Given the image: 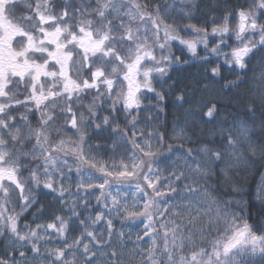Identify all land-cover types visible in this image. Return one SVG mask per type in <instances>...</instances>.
<instances>
[{"label": "snow or ice", "instance_id": "6c2138e0", "mask_svg": "<svg viewBox=\"0 0 264 264\" xmlns=\"http://www.w3.org/2000/svg\"><path fill=\"white\" fill-rule=\"evenodd\" d=\"M172 23L158 0H0V130L21 127L28 136L36 131L28 116L39 113L37 125L63 123L75 136L60 138L58 133L55 142H48L47 159L27 185L19 183L14 167H0V218L6 225L0 242L7 236L12 245L0 248V264H9V257L11 264H124L126 258L140 264H155L158 258L159 264H187L191 259L193 236L171 224L170 208H157L162 196L170 199L173 194L169 181L179 183L181 178L175 173L161 176L159 169L154 173L140 159L152 156L151 134L140 118L143 97L157 91L152 81L168 70V45L180 39ZM13 40L24 46L13 49ZM112 44L132 50L126 64L116 61L122 73L114 77L95 67ZM187 44L195 49L194 42ZM74 48L92 59L87 68H82V57L76 63ZM244 54L237 50L233 56ZM93 114L98 126L112 133V150L124 145L131 155L108 159L99 143L90 145V137L76 135L74 125L87 127ZM41 176L44 181L35 182ZM4 185L15 189V213L3 214L9 208ZM46 198L56 203L47 215ZM89 198L103 210L82 219L78 209L89 207ZM26 214L34 220L29 222ZM114 220L125 227L117 228ZM100 221L106 227L97 232L93 226ZM49 230L62 242L51 244ZM161 232L165 239H160ZM29 238L30 243H23ZM243 238L234 233L222 242L224 249Z\"/></svg>", "mask_w": 264, "mask_h": 264}, {"label": "clouds", "instance_id": "9594fccd", "mask_svg": "<svg viewBox=\"0 0 264 264\" xmlns=\"http://www.w3.org/2000/svg\"><path fill=\"white\" fill-rule=\"evenodd\" d=\"M158 3L180 39L168 45V70L152 81L157 91L144 94L140 118L151 134L152 156L140 159L154 173L159 169L161 176L175 173L181 179L179 183L169 181L173 194L170 199L162 196L157 208H170L171 224L193 236L187 264H264V0ZM72 23L67 25L69 31ZM188 41L195 43L194 50ZM11 46L19 50L24 42L13 40ZM124 48L112 44L110 51L96 60V69L113 77L122 73L116 61L126 64L132 58V50ZM237 50L245 53L240 59L233 56ZM72 54L78 65L83 58L82 68L92 63L78 49ZM78 70L82 75V69ZM38 119L39 113L35 118L28 116L36 130L28 136L22 135L21 127L0 130V167H14L23 185L36 178L41 162L47 159L48 142H55L58 133L60 138L75 139L63 123L44 128L37 125ZM91 121L87 127L74 125L76 135L90 137V145L99 143L108 159H123L127 146L113 151L109 128L99 127L95 114ZM20 123L22 126L24 121ZM64 123L73 126L67 118ZM33 149L37 151L30 155ZM44 179L41 176L35 182ZM3 187L4 198L9 201L3 214L19 211L12 203L15 189ZM5 227L0 218V236ZM237 232L244 238L225 250L222 242ZM158 235L165 239L162 232ZM30 242V238L23 241ZM11 246L4 236L0 248ZM124 264L140 262L126 258Z\"/></svg>", "mask_w": 264, "mask_h": 264}, {"label": "trees", "instance_id": "16d2710c", "mask_svg": "<svg viewBox=\"0 0 264 264\" xmlns=\"http://www.w3.org/2000/svg\"><path fill=\"white\" fill-rule=\"evenodd\" d=\"M21 8H24L25 11L26 6L24 4L20 5ZM18 14H19V10H18ZM37 114L33 115L32 117L35 118ZM48 191V190H45ZM65 199L67 200L68 197L66 196ZM90 200V206L87 208H80L78 209L79 211L83 212V216L81 217L82 219L87 217L89 214L94 215L96 212L102 211L103 210V205L102 204H97L96 201L94 199L89 198ZM44 204L46 205V211H45V215H47L48 210L56 207V203L55 201L51 200L50 198H46L44 199ZM65 214H67V210L65 209ZM28 216L29 222H32L34 220V217L31 216L30 214H26ZM43 217L40 218V222H43ZM114 224L116 225L117 228H122L125 227V225H121L119 220H114ZM94 230L97 232H101L104 230V228L106 227L104 221H100L97 225H94ZM134 227V226H132ZM49 234H50V243L55 245V244H59L62 241L54 234L51 232V230H49Z\"/></svg>", "mask_w": 264, "mask_h": 264}]
</instances>
